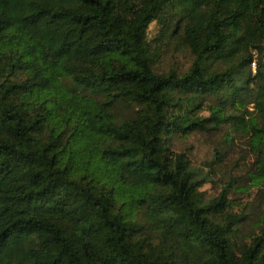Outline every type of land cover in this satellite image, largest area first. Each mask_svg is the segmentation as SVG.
Listing matches in <instances>:
<instances>
[{"label": "trees", "instance_id": "trees-1", "mask_svg": "<svg viewBox=\"0 0 264 264\" xmlns=\"http://www.w3.org/2000/svg\"><path fill=\"white\" fill-rule=\"evenodd\" d=\"M0 264H264V0H0Z\"/></svg>", "mask_w": 264, "mask_h": 264}, {"label": "rangeland", "instance_id": "rangeland-1", "mask_svg": "<svg viewBox=\"0 0 264 264\" xmlns=\"http://www.w3.org/2000/svg\"><path fill=\"white\" fill-rule=\"evenodd\" d=\"M149 30H158V25L156 22H153ZM163 48L162 50H160ZM158 50V55L154 58V68L159 72H165L170 69H175L176 71L183 73L185 72L188 67L191 64V56L190 53L182 48L178 42L175 41V38L173 37L170 39L169 42H167L163 47H161ZM254 68V67H253ZM253 70V69H252ZM68 85L71 86V84L68 81ZM123 114V110L119 112V114ZM202 114L207 115V112H203ZM201 190L206 191L209 193V184H205ZM256 192V188H249L247 192V198L251 199L253 195ZM206 193V194H207ZM141 220H143L141 215ZM158 234L153 233L151 242L153 244H156L158 242Z\"/></svg>", "mask_w": 264, "mask_h": 264}, {"label": "built area", "instance_id": "built-area-1", "mask_svg": "<svg viewBox=\"0 0 264 264\" xmlns=\"http://www.w3.org/2000/svg\"><path fill=\"white\" fill-rule=\"evenodd\" d=\"M253 67H254V65H253Z\"/></svg>", "mask_w": 264, "mask_h": 264}]
</instances>
